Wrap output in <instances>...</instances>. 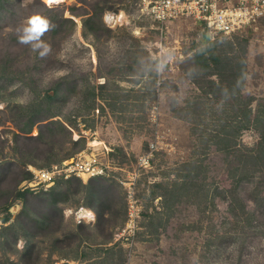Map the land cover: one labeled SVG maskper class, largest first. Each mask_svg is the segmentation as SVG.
Returning a JSON list of instances; mask_svg holds the SVG:
<instances>
[{"label": "rangeland", "instance_id": "1", "mask_svg": "<svg viewBox=\"0 0 264 264\" xmlns=\"http://www.w3.org/2000/svg\"><path fill=\"white\" fill-rule=\"evenodd\" d=\"M65 2L0 0V264H264V152L243 158L264 147V19L212 41L214 73L193 64L209 47L199 24L161 32L135 0ZM37 15L48 28L21 42ZM246 103L260 124L234 134ZM149 144L150 167L137 168ZM90 146L107 152L103 174L23 190L29 167Z\"/></svg>", "mask_w": 264, "mask_h": 264}, {"label": "built area", "instance_id": "2", "mask_svg": "<svg viewBox=\"0 0 264 264\" xmlns=\"http://www.w3.org/2000/svg\"><path fill=\"white\" fill-rule=\"evenodd\" d=\"M139 11L148 17L161 32L177 20L199 24L209 41L222 37H239L245 30H255L264 19V0H135ZM113 15L104 21L112 25ZM89 150V151H88ZM156 147L149 144L137 157V168H148ZM102 153V154H101ZM107 152H95L93 147L78 153L67 165L50 168H30L31 178L22 184L23 190H47L56 180L92 178L107 169ZM103 158L105 162H100ZM130 186H128V189ZM132 193L129 192V198Z\"/></svg>", "mask_w": 264, "mask_h": 264}, {"label": "trees", "instance_id": "3", "mask_svg": "<svg viewBox=\"0 0 264 264\" xmlns=\"http://www.w3.org/2000/svg\"><path fill=\"white\" fill-rule=\"evenodd\" d=\"M83 26L85 27V29L88 30H94V21L92 19V17H89L83 24ZM204 43L209 44V47H205V49H202L200 52H198V54H196L193 58V64L195 63L196 65L199 64L200 62H204L205 67L211 64H217L215 66V72L214 73H218L219 72V68L221 66V58L220 56H217L213 50H211L210 48L213 46L214 42L209 41L207 35L203 32L201 35ZM211 45V46H210ZM205 55H208V58H204ZM207 63V64H206ZM227 67V69H229L230 71L232 70V67L226 63L225 65ZM198 67V66H196ZM199 68V67H198ZM223 69V67H221ZM213 73V74H214ZM226 73V72H225ZM235 77H236V73ZM226 77V76H225ZM239 79H243V76L239 77ZM51 102V99H50ZM49 105H51V103H49ZM251 116V109L248 108L247 103L244 107H237L235 108L234 114L231 117V121L230 123H232V121L235 123L236 125V131L234 132V134H237L239 131L243 130V129H248V126H251L252 124L255 126H258L260 124V121L258 120V116L255 115L252 119H250ZM48 117V116H46ZM241 117L244 118V120L241 119ZM33 118H31L32 120ZM51 124H56L54 121L48 122L47 125H51ZM225 128V126L223 127ZM63 129V127L61 128ZM263 139V140H262ZM264 142V136H262L261 138V142ZM218 144L222 145V148H220L219 150H221V152L229 154L233 151H235L236 147V143L233 142V137L230 136L229 134L223 136L220 140L218 139ZM264 152V147L262 148H258L256 151L255 150H250V149H246L245 154H243V158H245L246 160H249L246 157L249 158H254V159H259L261 160L262 158V153ZM247 164V163H244ZM231 176V175H230ZM232 177V176H231ZM249 177V172L247 170V168H242V172H239V174L236 175L235 179H234V186L237 185L238 183H242L244 181H247L246 179H248ZM31 178V173L27 172L25 173L24 177L22 178V180L24 181H28ZM233 178V177H232ZM67 183V181H64ZM56 185L52 186L49 190L50 192H54L56 190Z\"/></svg>", "mask_w": 264, "mask_h": 264}, {"label": "clouds", "instance_id": "4", "mask_svg": "<svg viewBox=\"0 0 264 264\" xmlns=\"http://www.w3.org/2000/svg\"><path fill=\"white\" fill-rule=\"evenodd\" d=\"M48 28V21L47 19L37 15L33 17H29L28 23L23 27V35L20 36V40L23 43H29L33 40H36L37 37L43 34V32ZM43 49L41 51V55H43L48 50V45L42 41L37 40L36 43L32 44L33 48Z\"/></svg>", "mask_w": 264, "mask_h": 264}, {"label": "bare ground", "instance_id": "5", "mask_svg": "<svg viewBox=\"0 0 264 264\" xmlns=\"http://www.w3.org/2000/svg\"><path fill=\"white\" fill-rule=\"evenodd\" d=\"M66 0H45V2H47V4L48 5H54V6H58V5H60V4H62V3H64ZM66 3V2H65ZM116 18V21H117V19H121L122 18V14L120 15V16H117V17H115ZM114 18V19H115ZM83 212H84V214H88L87 216H86V218H88L89 220H91V219H93V218H91V217H89V213H91L89 210H87V211H85V209H83L82 210ZM82 216V215H81ZM90 216H92V215H90Z\"/></svg>", "mask_w": 264, "mask_h": 264}]
</instances>
